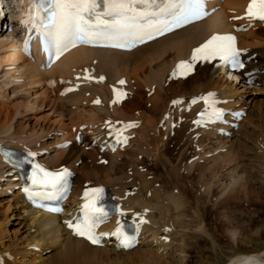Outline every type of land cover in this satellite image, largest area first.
<instances>
[{"label":"bare ground","instance_id":"6f19581e","mask_svg":"<svg viewBox=\"0 0 264 264\" xmlns=\"http://www.w3.org/2000/svg\"><path fill=\"white\" fill-rule=\"evenodd\" d=\"M251 2L209 0V19L134 52L80 48L47 68L33 28L22 23L29 0H0V9L5 6L0 17V79L7 78L6 86L21 82L12 93L0 86V150L27 153L49 172L66 170L74 183L63 216L34 210L17 169L0 152V196H10V215L3 223L17 221L12 224L20 228L15 234L28 227L21 248L6 241L2 228L0 264H105L104 255L161 257L173 251L183 259L195 236L206 237L215 253L222 248L205 222L204 199L213 208L226 196L249 195L246 185L264 180L262 114L252 107L254 97L244 94L249 84L264 85V26L248 15ZM6 8L13 23L6 19ZM31 30L34 49L27 56L22 43ZM230 33L247 63L231 81L225 80L228 73L219 60H192L194 51L211 37ZM181 62L191 64L193 72L177 78ZM114 89L125 92L122 101ZM11 94L17 98L12 100ZM210 94L226 123L209 122L203 98ZM46 109L48 120L32 127L33 115ZM242 112L243 120L233 115ZM65 142L71 145L60 148ZM183 180L198 185L200 206L190 201ZM97 188L113 195L124 213L107 220L98 233L109 235L119 217L131 218L142 226L135 250L126 252L115 238L107 246L94 247L68 227L81 217L85 192ZM227 209L222 208L220 222L238 223ZM226 233L236 249L261 239L251 230L239 232V239L237 230ZM221 264H264V251L235 250Z\"/></svg>","mask_w":264,"mask_h":264},{"label":"snow or ice","instance_id":"6c2138e0","mask_svg":"<svg viewBox=\"0 0 264 264\" xmlns=\"http://www.w3.org/2000/svg\"><path fill=\"white\" fill-rule=\"evenodd\" d=\"M100 2L101 0H29L30 7L22 23L25 27L30 25L40 35L47 37L56 50L57 58H59L64 50L69 46L75 47L78 42L91 44L101 39L119 38V31H110L109 29H112L113 25L107 23L101 14L97 12ZM102 2L105 8L103 16L110 17L133 11L134 5L137 3L147 6L153 3L154 0H102ZM207 3L208 0H185L183 8L175 16L173 26H182L204 18L208 14L206 11ZM254 8H258V11L254 12ZM247 13L254 19L264 21V0H252ZM92 17H95V22L92 21ZM156 30L163 34L165 31H170L171 26L157 27ZM135 38L140 42L145 39L144 35L139 33L135 35ZM148 38L153 37L149 35ZM239 56L240 53L236 50L234 37L215 35L194 51L192 60L219 57L223 61L232 63L233 66L243 67ZM191 67L192 65L186 62H181L177 66L181 74L189 72ZM100 79L103 80V77ZM120 83L123 84L124 81H120ZM121 95L123 93H117L118 97ZM212 95L203 98L205 104L208 105L205 113L208 114L209 122L221 120L224 116L222 110L215 108L216 101L211 99ZM96 103H99V101ZM205 113L201 115L203 116ZM117 142H120L119 139ZM67 175L66 170L63 173H51L36 166L31 179L33 186L38 191L43 192L47 189H56L58 186L62 187ZM25 191L30 196L32 195L28 189ZM102 193L103 189L100 188L85 192V202L81 206L82 218H78L76 223L68 222V227L73 229L76 235L89 239L93 244L99 243V237L95 235V229L109 217V211L99 203L103 198ZM89 197L92 198L89 199ZM56 211H59V209H56ZM119 214L124 215L122 212ZM144 222L142 219L140 220V223ZM112 235L120 238L123 247L132 246L131 238L124 233L123 225L119 221Z\"/></svg>","mask_w":264,"mask_h":264},{"label":"rangeland","instance_id":"374dc122","mask_svg":"<svg viewBox=\"0 0 264 264\" xmlns=\"http://www.w3.org/2000/svg\"><path fill=\"white\" fill-rule=\"evenodd\" d=\"M5 13L7 14V9L4 10ZM11 13V11H9ZM2 14V13H1ZM7 21L10 23L12 22L11 15L7 16L6 15ZM7 78L0 79V86L9 91V93H12V88L18 87V85L21 82H18L17 84H9V86L5 85ZM228 79L231 81L232 79L227 75L225 76V80ZM12 86V87H11ZM10 87V88H8ZM42 87V86H40ZM39 87V88H40ZM247 87L248 90L244 93L246 94L245 96H252L254 97V103L252 105L253 109H258L261 111L262 114V125H264V85L261 83L257 84H249ZM32 88H28L26 90H30L31 93L34 92V90H31ZM23 90L21 91L20 95L24 94L22 93ZM11 99L15 100L17 97L11 94ZM6 97H3L2 100H5ZM261 105V106H260ZM262 107V108H261ZM48 110L46 109L45 111H39L36 113V115H33L31 119L32 127L37 125L38 123L41 124L42 122L44 123L45 121L48 120L47 114H45ZM36 116V118H35ZM51 117V116H49ZM36 120V121H35ZM9 140H6L5 142H8ZM170 150H174V145L172 147H169ZM81 163V162H80ZM105 166L108 165V161L104 163ZM80 166V164L78 165ZM264 178V174L262 175ZM195 180V179H194ZM186 183L184 185H187V181L183 180ZM196 182V181H195ZM249 186V188H248ZM248 192H250L249 195L243 196L242 193L239 194L237 197H230L226 196L224 199H221L218 201V205H216L213 208H216L213 210L212 205H210V202L208 200L201 199V193L197 192L198 191V185L196 183H193L192 185L188 184L186 186V191L189 193V198L190 201L195 205V203H198L199 206L202 203L203 211H204V218L205 222L208 223L211 232L214 234V237L217 239L219 245L222 247L217 250V253L213 252L211 250V244L210 241L206 237H196L190 239V244L191 248L188 247V250H186V255L185 257H179L176 255L174 252L168 253V255L165 256H157V257H150L147 256L144 253H134L130 255H112V256H107L109 259H107L106 255H102V261L105 264H203L205 262H209L212 264H221V262H227L228 257L230 254L237 250L242 252L246 250V248H251L253 247V250H256L257 252L259 251L260 253L264 251V180L263 184L262 183H255L254 181H251V183H248L246 185ZM188 189V190H187ZM257 192V193H256ZM233 194H230L232 196ZM10 197L7 195L6 197L0 196V233L2 231V228H6V241L9 240V243H11L14 247H19L21 248L24 243L26 238H23L24 236L26 237L27 235V224L26 226L22 229L21 233L15 234L17 230L20 228L17 225H12L13 222H17L13 220H10L9 223L4 224V219L6 216L10 215V212H8L7 209V198ZM2 202L3 200H5ZM200 202H199V200ZM208 202V203H207ZM3 203V204H2ZM228 207L231 212L232 217L231 219L234 218V220L238 223H232L231 225L224 224L223 222H220L221 218V212L224 211L222 208ZM219 208V209H217ZM220 211V212H219ZM6 212V213H5ZM5 216V217H4ZM11 218V216H10ZM2 223V224H1ZM223 223V224H222ZM196 223H193L195 225ZM233 229L234 231L237 230V237L240 236L243 231H250L254 233H258L260 238L259 240H253L252 242H247L246 244H239L236 247L233 244L232 237L229 236V234L226 233L227 230ZM236 229V230H235ZM240 232V233H239ZM18 235V236H17ZM240 237H238L239 239ZM242 238V237H241ZM199 239V240H198ZM204 239V241H203ZM207 239V240H206ZM23 240V242H22ZM195 240V242H194ZM20 241V242H19ZM22 242V243H21ZM208 248V249H207ZM29 250V248H28ZM135 250V249H134ZM51 254V252L46 253V255ZM172 255V256H171ZM180 258V259H179Z\"/></svg>","mask_w":264,"mask_h":264}]
</instances>
